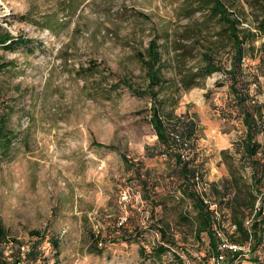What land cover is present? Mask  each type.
Returning <instances> with one entry per match:
<instances>
[{"label":"rangeland","instance_id":"rangeland-1","mask_svg":"<svg viewBox=\"0 0 264 264\" xmlns=\"http://www.w3.org/2000/svg\"><path fill=\"white\" fill-rule=\"evenodd\" d=\"M224 2L242 26L257 32L262 0ZM0 5V24L14 37L35 41L30 47H0V62L12 63L0 71V114L10 110L8 128L17 135L10 150L0 148V217L24 251L37 240L31 231L38 230L49 234L36 264H181L180 259L218 264L209 257V236L196 234V212L180 190L177 166L167 155H149V148H161L150 122L152 99L115 88L125 81L147 89V68L137 55L147 54L156 40L164 65L163 115L197 125L187 153L204 164L199 192L217 209L221 204L211 183L234 179L232 197L248 187L246 129L233 109L231 81L219 72L197 84L183 80L202 72L208 56L221 66L231 61L232 40L210 12V0H0ZM263 41L264 36L255 42L244 67L251 94L264 103V55L258 51ZM258 140L264 160V134ZM224 214L225 226L235 229L229 211ZM122 224L138 231L130 242H113ZM98 235L102 254L94 252L92 236ZM165 239L171 248L158 258L154 247ZM258 256L264 259V249ZM250 257L246 253L242 264H251Z\"/></svg>","mask_w":264,"mask_h":264},{"label":"trees","instance_id":"trees-1","mask_svg":"<svg viewBox=\"0 0 264 264\" xmlns=\"http://www.w3.org/2000/svg\"><path fill=\"white\" fill-rule=\"evenodd\" d=\"M262 2L264 4V0ZM210 3L212 4L209 9L210 12L219 17L232 40L231 61L228 65L221 66L216 64L212 57L208 56L202 72H195L192 76L184 77L183 80L185 82L192 80L193 84H197L196 80L198 78L219 72L231 81L230 95L233 109L238 111V115L246 129L242 141V157L245 163L244 168H252V182L248 187L241 188L242 190L237 191L232 197L230 194L234 187V179H223L219 183H211L210 188L221 204V208L217 209H213V203L208 202L205 195L199 192L198 186L205 179L204 164L203 162L197 163L195 157H190L187 153L189 144L194 139L197 125L195 121L186 117H176L172 113L163 115L164 107L161 106L159 99V89L165 84L164 65L156 40L150 42L147 54L139 53L137 55L147 68L149 80L147 89L134 87L125 81H119L115 88L124 86L137 96H150L152 99L150 122L157 135L158 143L156 147L161 148L156 151L149 148V155L152 157L167 155L177 166L180 190L183 197L192 202V208L196 212L197 218L193 219L196 223V234L206 233L211 240L212 253L209 257H216L218 264H242L243 256L248 253L251 256L249 260L251 264H264V259L258 256L259 250L264 249V192L261 191L264 186V160L258 157L263 148L258 137L264 134V103L256 95L251 94L247 72L244 67L248 53L256 49L255 42L259 37L264 36V19L257 25V32H253L251 29L242 26L240 19L230 12L224 0H210ZM140 16L144 17V15ZM34 42L29 38L14 37L9 30L0 24V47L5 49H15L21 46L30 47ZM258 51L264 55V41ZM11 65L10 62H0V71L9 68ZM254 80L258 84V90H261L263 85L260 79L256 77ZM7 112L0 114V148L3 150H10L17 139L15 132L8 128L10 110ZM225 115L232 116L233 112L225 113ZM122 159L130 167H135V163L129 161L127 156L122 155ZM221 184L223 187L220 189ZM142 189L145 194L151 196L152 191L147 184L144 183ZM257 202H259V206H257ZM224 210L229 211L230 223L231 226H235V229L226 227L224 221H222L221 218L225 215ZM247 218L250 219L249 225L246 224ZM157 230L164 238L165 229L158 226ZM137 231L130 232L122 224L116 231L120 235H112L111 240L115 237L116 239L113 242H130ZM48 234L46 231H31V235L36 237L37 240L31 248L24 251V244L10 232L0 217V264H22L25 262L36 264L41 258L40 243ZM92 240L96 248L94 252L102 254L104 249L100 245H104L103 238L100 235L92 236ZM168 242L165 239V241H160L154 247L156 257L160 258L170 250L171 244ZM53 244L55 250L59 252L60 242L54 240ZM224 244L236 245L241 249L233 250L228 247L221 249ZM243 247H248V251H245ZM141 251L145 252L143 248H141ZM220 255H223L224 258L219 261ZM209 257L205 258L209 259ZM180 262L186 264L183 259H180Z\"/></svg>","mask_w":264,"mask_h":264},{"label":"built area","instance_id":"built-area-1","mask_svg":"<svg viewBox=\"0 0 264 264\" xmlns=\"http://www.w3.org/2000/svg\"><path fill=\"white\" fill-rule=\"evenodd\" d=\"M122 199L127 202L130 199V197H129V195L127 193H124ZM226 247H228L230 249H233V250L241 249L240 247H238L236 245H228V244H224L223 246H221V249L226 248ZM223 258H224V256L220 255L219 256V261L223 260Z\"/></svg>","mask_w":264,"mask_h":264}]
</instances>
